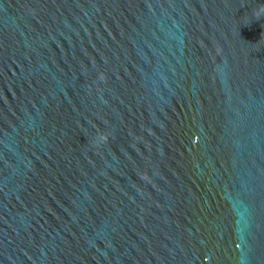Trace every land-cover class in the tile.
Returning a JSON list of instances; mask_svg holds the SVG:
<instances>
[{"label":"water","instance_id":"95a60500","mask_svg":"<svg viewBox=\"0 0 264 264\" xmlns=\"http://www.w3.org/2000/svg\"><path fill=\"white\" fill-rule=\"evenodd\" d=\"M0 264H264V0H0Z\"/></svg>","mask_w":264,"mask_h":264}]
</instances>
